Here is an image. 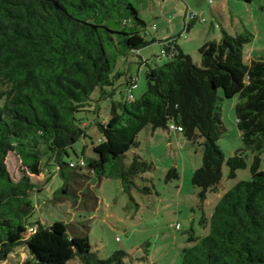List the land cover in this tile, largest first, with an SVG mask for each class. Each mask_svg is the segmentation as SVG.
I'll return each mask as SVG.
<instances>
[{"label":"trees","instance_id":"trees-1","mask_svg":"<svg viewBox=\"0 0 264 264\" xmlns=\"http://www.w3.org/2000/svg\"><path fill=\"white\" fill-rule=\"evenodd\" d=\"M145 26L130 0H0V262L25 247L22 264H123L125 252L101 259L86 235L71 232L63 222L30 223L33 198L41 191L35 178L45 165L51 172L54 168L61 184L52 200L70 197L96 211L92 178L117 177L129 190L136 177L153 170L136 154L128 166L123 164L126 153L138 146V134L148 126L174 125L189 142L203 139L202 165L191 182L199 189V225L209 227L203 237L191 231L181 264H264V59L244 62L251 33L231 36L223 31L219 40L198 49L200 65L174 37L160 42L170 43L174 55L145 71L146 91L140 97L132 94L135 80L127 79L122 89L128 97L111 101L108 119L95 122L100 137L96 144L91 141L94 156L85 157L84 149L78 156L74 149L80 140L91 139L76 114L88 112L94 92L100 99L112 97L122 76L113 74L118 59L155 42L142 36ZM236 96L234 114L243 148L225 163L233 179L247 167L244 152L249 151L251 179L224 193L207 218V194L219 192L223 176L221 105ZM70 150L76 160L70 159ZM9 157L20 162L17 180L8 170ZM166 179H178L177 171L171 169ZM32 226L35 231L28 234Z\"/></svg>","mask_w":264,"mask_h":264},{"label":"rangeland","instance_id":"rangeland-1","mask_svg":"<svg viewBox=\"0 0 264 264\" xmlns=\"http://www.w3.org/2000/svg\"><path fill=\"white\" fill-rule=\"evenodd\" d=\"M145 23L142 36L153 43L117 60L113 74L120 73L115 83L112 97L99 98L92 94L88 112L76 114L84 123L86 132L92 139H82L74 146L78 156L84 149L85 157H93L92 144L100 137L95 122L108 119L111 101H122L128 97L122 89L125 75L136 82L132 90L134 98L146 91L145 71L171 60L161 55L162 45L156 37L173 35L177 45L193 62L200 65L198 49L206 40L220 39L223 28L228 35L247 31L253 35V41L244 47L243 60L264 59V0L245 3L241 0H130ZM217 11L221 18H217ZM186 12L196 15L193 28L188 32L183 23ZM171 20L169 21V19ZM189 19V20H188ZM187 23L191 19L187 15ZM189 22V23H190ZM229 32V33H228ZM172 38V37H171ZM145 61L143 65L140 61ZM108 91L111 88H107ZM218 95L222 97L219 90ZM238 97L223 99L221 119L225 128L218 140V146L224 155L222 181L218 193H208L203 210L210 217L219 197L240 181L251 179L250 166L253 156L245 151L247 167L237 170L235 178H228L226 160L243 148L241 134L236 127L234 107ZM170 127V126H169ZM138 146L126 153L123 164L128 166L136 154L151 163L153 170L136 177L129 190H124L117 177L102 178L99 182L93 177L96 195L99 200L96 211L86 209L77 200L58 196L52 200V194L61 182L52 168L45 165L43 174L35 181L41 191L33 198L35 210L30 223L36 221L51 225L56 221L66 224L71 232L87 236L91 249L105 259L116 251L125 252L123 264H181L182 250L188 247L187 238L191 231L196 237L207 235L209 227H201L202 215L198 207L199 189L191 182L194 171L202 165L203 139L192 143L181 133L168 129L144 128L137 136ZM70 159L76 160L70 150ZM260 170L264 171V155L260 157ZM65 160H69L65 158ZM8 170L14 180L19 178L20 162L8 158ZM175 169L178 179L167 180V173ZM179 228L176 229V226ZM28 252L25 247L16 248L0 264H22ZM68 264H80L71 260Z\"/></svg>","mask_w":264,"mask_h":264},{"label":"built area","instance_id":"built-area-1","mask_svg":"<svg viewBox=\"0 0 264 264\" xmlns=\"http://www.w3.org/2000/svg\"><path fill=\"white\" fill-rule=\"evenodd\" d=\"M188 15H189V18H190V19H196V15H192V14H190V13H189ZM170 19H171V18H170ZM170 19H169V20H170ZM161 55L166 56V57H171V56L174 55V51H173V49H172L170 43L164 44V45L162 46V49H161ZM169 126H170V127L168 128V130H169L170 132H181V131H182V129H181L180 127H175L174 125H169ZM79 165L83 166L84 164H83L82 161H80V162H79ZM177 228H179V225L176 226V229H177ZM34 231H35V227L32 226V228H28L27 233H28V234H31V233H33Z\"/></svg>","mask_w":264,"mask_h":264},{"label":"crops","instance_id":"crops-1","mask_svg":"<svg viewBox=\"0 0 264 264\" xmlns=\"http://www.w3.org/2000/svg\"><path fill=\"white\" fill-rule=\"evenodd\" d=\"M187 15H188V13L186 12V14H185V16H184V21H183L185 27H186V25L189 24V22H190V21H189V22L187 23V21L189 20V19L187 20ZM217 18H221V16H220V12H218V11H217ZM194 24H195V22H191V23H190L191 29L193 28ZM191 29H190V30H191ZM220 29H221L222 31H225L226 28H223V29H222V26L220 25ZM185 30H187L188 32L190 31V30H188V29H186V28H185ZM225 32H226V31H225ZM226 33H227V32H226ZM228 33H229V32H228ZM171 37H173V35H170V36H168V37H161V38H160V37H156V40H157L158 43H160V42L165 41V40H167V39H169V38H171ZM151 40H154V38H152ZM213 40H216V39H213ZM217 40H218V39H217ZM208 41H212V40L208 39V40H206L204 43H206V42H208ZM204 43H203V44H204ZM203 44H202V45H203ZM202 45H200V47H201ZM200 47H199V48H200ZM129 78H131L130 75H127V76L125 75V81H124L123 86H122L123 88H124V84L126 83L127 79H129ZM215 194H217V193H215ZM223 194H224V193H223ZM223 194H222V195H223ZM222 195H221V196H222ZM221 196H220V197H221ZM220 197H219V199H220ZM219 199H218V200H219ZM211 214H212V213H211ZM210 216H211V215H210ZM209 218H210V217H209Z\"/></svg>","mask_w":264,"mask_h":264}]
</instances>
